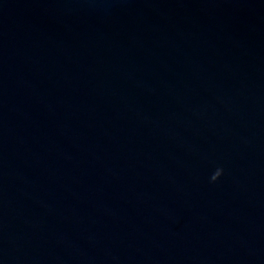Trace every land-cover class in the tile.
Instances as JSON below:
<instances>
[{"label":"water","instance_id":"obj_1","mask_svg":"<svg viewBox=\"0 0 264 264\" xmlns=\"http://www.w3.org/2000/svg\"><path fill=\"white\" fill-rule=\"evenodd\" d=\"M0 264H264V0H0Z\"/></svg>","mask_w":264,"mask_h":264},{"label":"clouds","instance_id":"obj_2","mask_svg":"<svg viewBox=\"0 0 264 264\" xmlns=\"http://www.w3.org/2000/svg\"><path fill=\"white\" fill-rule=\"evenodd\" d=\"M223 174V170L222 169H217L216 172L212 175L211 180L213 182H215L216 180H218L220 178V176Z\"/></svg>","mask_w":264,"mask_h":264}]
</instances>
